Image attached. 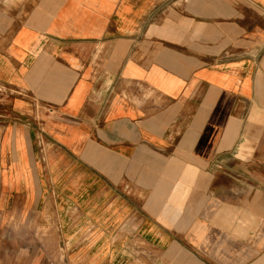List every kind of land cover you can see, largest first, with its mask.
<instances>
[{"label":"crops","instance_id":"obj_1","mask_svg":"<svg viewBox=\"0 0 264 264\" xmlns=\"http://www.w3.org/2000/svg\"><path fill=\"white\" fill-rule=\"evenodd\" d=\"M0 264H264V0H0Z\"/></svg>","mask_w":264,"mask_h":264}]
</instances>
